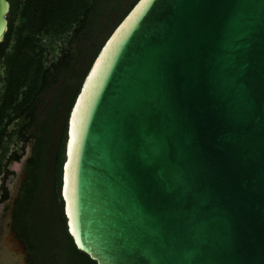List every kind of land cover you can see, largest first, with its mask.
I'll return each mask as SVG.
<instances>
[{
    "label": "water",
    "instance_id": "water-1",
    "mask_svg": "<svg viewBox=\"0 0 264 264\" xmlns=\"http://www.w3.org/2000/svg\"><path fill=\"white\" fill-rule=\"evenodd\" d=\"M62 197L98 264H264V0H138L70 110Z\"/></svg>",
    "mask_w": 264,
    "mask_h": 264
},
{
    "label": "trees",
    "instance_id": "trees-1",
    "mask_svg": "<svg viewBox=\"0 0 264 264\" xmlns=\"http://www.w3.org/2000/svg\"><path fill=\"white\" fill-rule=\"evenodd\" d=\"M9 1V27L0 43V204L12 197V164L30 147L13 210V230L27 246L28 264H98L78 249L67 227L62 186L68 117L100 48L138 0ZM85 35L89 61L72 74L73 62L76 68L82 62L70 61L72 44ZM59 41L66 45L56 50ZM49 89L56 94L53 107L64 102L54 131L53 109L46 107L42 117L39 107ZM40 204L49 205V217L39 231L32 219Z\"/></svg>",
    "mask_w": 264,
    "mask_h": 264
},
{
    "label": "flooded vegetation",
    "instance_id": "flooded-vegetation-1",
    "mask_svg": "<svg viewBox=\"0 0 264 264\" xmlns=\"http://www.w3.org/2000/svg\"><path fill=\"white\" fill-rule=\"evenodd\" d=\"M66 43V42H65ZM64 43V44H65ZM64 44L62 42L59 41V47L62 48L64 46ZM66 45V44H65ZM95 45V43H94ZM58 47V50H60ZM64 48V47H63ZM72 50L73 52L75 53V58L70 60V61H82L80 64H78V68H76V62H73V65H72V68L70 70V73H74L75 71H83V66L84 64L89 61L88 57H90V54H87V35H85L81 40L77 41L76 43H73L72 44ZM63 81V79H62ZM46 95H49L50 98L46 101V103H44V96ZM56 96V94L53 93V91L51 89H49L45 94H43L41 96V102L39 104V107H40V111L42 112V117H45L46 114H45V109L46 107L48 108H52L53 109V113H52V118H51V126H52V131H54V127L57 125V123L59 122V115L60 113L62 112L63 110V107H64V102L59 99V101H57V104L55 105V107H53V98ZM59 105H62L61 107ZM25 177H26V173H24V176L23 178L21 179L20 181V186H19V189L18 191L16 192L15 195H19V191H20V188L22 186V183L23 181L25 180ZM11 197L10 199V203H12V200L14 198V196ZM8 202V201H7ZM48 210H49V205H37L36 208H35V216L33 217L32 219V226L34 227V229H38L39 228L42 230V228L40 227L41 224L42 225H45V222L48 220V217H49V213H48ZM11 205L8 209V217H7V220H6V225H5V233H6V236L4 237V240L6 243H8L10 245V249L15 251L17 254H19L20 256V259L22 261V264H28V261H29V258H28V253H27V246L23 243L22 241V247L19 245H15L11 240L10 238H8V234H7V227L10 225L9 223V216L11 214ZM40 231V230H39ZM15 232V231H14ZM16 233V232H15ZM17 238H19L17 236ZM20 239V238H19ZM41 254H43V252H41Z\"/></svg>",
    "mask_w": 264,
    "mask_h": 264
},
{
    "label": "rangeland",
    "instance_id": "rangeland-1",
    "mask_svg": "<svg viewBox=\"0 0 264 264\" xmlns=\"http://www.w3.org/2000/svg\"><path fill=\"white\" fill-rule=\"evenodd\" d=\"M55 47H56V50H58L59 44L55 43ZM50 57H52V55H50ZM49 98H50L49 95L44 96L43 98L44 103H46V101ZM27 150L29 153L30 147H28ZM27 155L24 156L21 162H16L12 164V169L16 172V175L12 176L8 181V187L10 189L12 197L18 191L19 186H20V181L24 176V173H25V163L24 162H25ZM10 205H11L10 201L0 204V264H22L19 254L15 252L16 250L15 251L11 250L9 248L10 245L6 243L4 240V237L6 236V233L4 230H5L6 220L8 217V209Z\"/></svg>",
    "mask_w": 264,
    "mask_h": 264
}]
</instances>
